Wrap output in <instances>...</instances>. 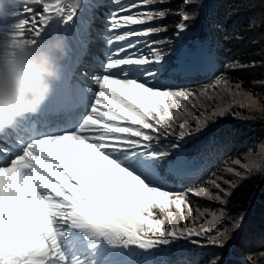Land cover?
<instances>
[{
	"label": "snow or ice",
	"instance_id": "1",
	"mask_svg": "<svg viewBox=\"0 0 264 264\" xmlns=\"http://www.w3.org/2000/svg\"><path fill=\"white\" fill-rule=\"evenodd\" d=\"M111 2L117 7L108 18V43L121 46L112 48L94 78L99 90L88 114L74 127H46L23 143L0 136V264H64L58 240L66 224L119 236L145 250L179 241L223 248L246 215L230 211L235 191L253 176L264 179V163L249 148L201 184L184 187L227 150L215 141L186 148V138L204 135L219 118H240L235 108L264 113V94L229 75L239 61L221 67L210 41L189 49L181 39L199 14L189 11L199 7L198 0H178L174 8L152 7L173 0ZM35 4L42 12L23 7L17 40L37 41L53 17L69 22L79 8L62 0ZM169 16L177 18L172 37L180 40L171 50L172 63L163 46L173 40L162 35L170 25L158 23ZM197 74L212 78L196 87L177 82ZM173 137V151L160 148ZM259 148L264 155V143ZM189 194L216 207H201ZM254 198L250 193L249 202ZM165 254L152 264H168Z\"/></svg>",
	"mask_w": 264,
	"mask_h": 264
},
{
	"label": "trees",
	"instance_id": "2",
	"mask_svg": "<svg viewBox=\"0 0 264 264\" xmlns=\"http://www.w3.org/2000/svg\"><path fill=\"white\" fill-rule=\"evenodd\" d=\"M176 3L178 0H173L169 5L152 7L174 8ZM198 4V8L193 5L189 9L190 12L199 13L194 21L189 22L190 48L194 49L198 44L210 41L221 64L229 60L240 62L238 70L229 73L234 78L233 82L238 79L244 82L246 89L254 88L256 92L264 94V85L259 83L264 81V0H198ZM172 18L168 17L161 23L170 25ZM170 32L169 28V32L162 35L168 36ZM163 50L167 51L166 44ZM180 84L196 87L206 83H198L195 78L190 77ZM261 103H264V99ZM234 111L240 112L241 117L229 115L219 118L210 131L188 139L183 144L184 147L191 148L196 144L207 145L209 141H215L227 146L223 155L213 158L199 178L186 179L184 186L201 184V180L210 173L218 172L230 163L229 158L246 153L249 148L256 153L257 162L264 163V155L260 154L259 148L264 143V113L262 116L260 112L240 108H235ZM168 146L169 143H161L160 148L170 151ZM201 151L205 149L202 147ZM241 159L245 157L241 156ZM250 193H255L251 202ZM189 199L196 201L201 207H216L191 194ZM195 207L196 203L192 205L193 211ZM229 208L234 214L245 212L246 215L240 230L232 234V239L223 248L199 247L189 241H179L175 243L176 246H168L171 248L166 258L168 264H207L212 258H218V264H246L241 260H246L249 264H264V255H261L264 254V179L253 176L244 181L231 198Z\"/></svg>",
	"mask_w": 264,
	"mask_h": 264
},
{
	"label": "clouds",
	"instance_id": "3",
	"mask_svg": "<svg viewBox=\"0 0 264 264\" xmlns=\"http://www.w3.org/2000/svg\"><path fill=\"white\" fill-rule=\"evenodd\" d=\"M37 0H0V17L12 16ZM81 0H72L79 7ZM12 38L0 45V135L26 117L36 116L62 75L66 55L62 36L44 42ZM218 259V258H215ZM209 264H214L210 261Z\"/></svg>",
	"mask_w": 264,
	"mask_h": 264
},
{
	"label": "rangeland",
	"instance_id": "4",
	"mask_svg": "<svg viewBox=\"0 0 264 264\" xmlns=\"http://www.w3.org/2000/svg\"><path fill=\"white\" fill-rule=\"evenodd\" d=\"M51 1V0H50ZM112 5L113 8L112 10H114L117 6L115 4H113L111 2V0H108ZM42 6V5H41ZM36 9H40V7L35 6ZM25 16V14L23 13V6L21 8H18L15 11V14L9 17H12L9 20V26H8V30H2V32H4L3 34H0V45H3L4 43H6L7 41H9L12 38V35L15 32V27L14 25L18 23V21L23 18ZM109 18V17H108ZM108 22V19H107ZM210 30V28H208ZM62 29H56L55 34L56 35H60L62 33ZM187 33H184V35ZM25 36L27 38H31L32 34L29 32L25 33ZM183 37V36H182ZM181 37V39H182ZM135 39V38H133ZM148 39L153 40L151 37H149ZM173 43L170 44L169 46V50L171 52L172 55V61L175 60V55L172 53V49L175 47H172L173 44H178L177 39H175L174 37H172ZM121 46V45H119ZM67 55H65L62 64L66 61ZM154 67V66H153ZM99 90V88H98ZM97 90V91H98ZM263 94V92H262ZM95 98H92L91 100V104L93 102ZM90 104V107H91ZM262 116L263 114L260 113ZM174 139V138H170V141ZM165 142V141H164ZM91 229L90 227H86ZM59 231L62 232V235L59 237L58 243H59V247L61 249V252L63 253L64 257H65V261L64 264H94L92 262V259H90V257H88L87 251L85 250V247H82V244L84 242H81V239L85 240L88 242L89 246H94L96 245L95 241H92L90 238L86 237V233L82 234L79 232L77 239L73 237V227L70 226V224H66V225H62L59 228ZM92 233H96L93 229H92ZM97 240H99L101 238V235L97 234L94 236ZM103 242H102V248H104V264H140V262L134 258V256L132 255L134 252H137V250L135 249V247L129 246L128 243L124 242L119 236H103ZM72 247V248H70ZM98 250V249H96ZM74 253V254H73ZM74 255V256H73ZM155 256H152V259H154ZM151 264V263H150Z\"/></svg>",
	"mask_w": 264,
	"mask_h": 264
},
{
	"label": "bare ground",
	"instance_id": "5",
	"mask_svg": "<svg viewBox=\"0 0 264 264\" xmlns=\"http://www.w3.org/2000/svg\"><path fill=\"white\" fill-rule=\"evenodd\" d=\"M49 32H50V30H49V28L47 27L46 30H45V28H44L43 31H42L41 33L47 35V34H49ZM49 37H50V36H49ZM49 37H48V38L46 37V39L49 40ZM88 53H89V52H88Z\"/></svg>",
	"mask_w": 264,
	"mask_h": 264
}]
</instances>
